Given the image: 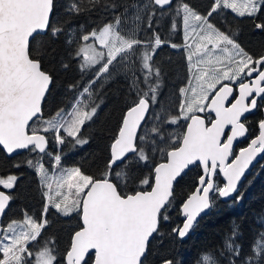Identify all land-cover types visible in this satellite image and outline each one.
<instances>
[{"label": "snow or ice", "instance_id": "1", "mask_svg": "<svg viewBox=\"0 0 264 264\" xmlns=\"http://www.w3.org/2000/svg\"><path fill=\"white\" fill-rule=\"evenodd\" d=\"M165 48L184 65L167 102ZM117 84L119 116L98 126ZM96 142L95 172L66 163ZM260 159L264 0H0V264H180L177 245L244 199ZM29 177L36 210L17 205ZM53 215L77 221L63 244ZM254 218L247 249L234 219L194 264H264Z\"/></svg>", "mask_w": 264, "mask_h": 264}, {"label": "trees", "instance_id": "2", "mask_svg": "<svg viewBox=\"0 0 264 264\" xmlns=\"http://www.w3.org/2000/svg\"><path fill=\"white\" fill-rule=\"evenodd\" d=\"M191 3L203 10L207 6L208 0H191ZM232 19V14L229 13L228 20L232 21ZM216 22L221 26L223 25V21L219 18H217ZM246 35L247 33L245 32V36ZM164 38L169 37L165 34ZM244 43L248 46L247 40H245ZM160 58L164 61H168L169 58H171V72L167 78V86L164 89V101L167 102L173 87L183 79L184 65L182 57L179 53H175V50L165 48L164 51L160 52ZM72 75V73H69L59 78L56 86L58 92H62L65 81L71 79ZM117 88H121L122 91V86L117 84L114 85L112 91L108 93V97L105 100L107 107H105L100 115L98 126H103L105 124L111 126L115 124L116 118L119 116V109L123 107L120 92L116 91ZM101 148L102 145L100 142L93 143L91 147H88L86 150L70 155L66 163L68 165L79 163L83 165L85 170L95 172V168L92 167V164L94 161L99 162ZM24 187L27 199L22 197L17 201V205L29 206L33 208V210L38 209L40 195L36 185L32 183L31 177L28 178ZM190 187L191 183L186 182L178 189L181 198ZM243 190L244 199L240 203L229 206L226 202L221 201L219 214L217 215L214 213L211 216H205L200 219L199 226L190 233L185 241L177 245L176 255L180 264H194L198 252L209 244L217 243L220 235L228 228L229 224L234 219L243 223L245 229V239L243 243L245 249H247V245L251 239V229L253 227H259V225L255 223V214L261 209H264V159L259 161L255 168L247 175V181L244 182ZM17 210L18 209H14V212ZM53 220L58 221L55 223L53 231L59 234L61 243L63 244L67 239L68 232L72 227H75L77 221L72 219L69 222H64L63 218H59L55 215H53ZM181 222V217L173 216V224H180Z\"/></svg>", "mask_w": 264, "mask_h": 264}, {"label": "water", "instance_id": "3", "mask_svg": "<svg viewBox=\"0 0 264 264\" xmlns=\"http://www.w3.org/2000/svg\"><path fill=\"white\" fill-rule=\"evenodd\" d=\"M261 160V159H260ZM259 160V161H260ZM259 161L256 163V164H254V166H252L251 168H250V170L248 171V173H246V176L255 168V166L259 163Z\"/></svg>", "mask_w": 264, "mask_h": 264}, {"label": "rangeland", "instance_id": "4", "mask_svg": "<svg viewBox=\"0 0 264 264\" xmlns=\"http://www.w3.org/2000/svg\"><path fill=\"white\" fill-rule=\"evenodd\" d=\"M172 38H175L177 41H180V39H181L179 36L172 37Z\"/></svg>", "mask_w": 264, "mask_h": 264}]
</instances>
